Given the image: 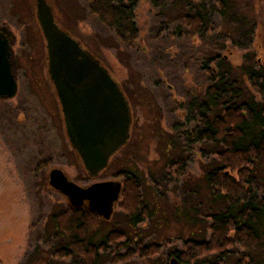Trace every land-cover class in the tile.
Returning <instances> with one entry per match:
<instances>
[{
	"label": "rangeland",
	"instance_id": "374dc122",
	"mask_svg": "<svg viewBox=\"0 0 264 264\" xmlns=\"http://www.w3.org/2000/svg\"><path fill=\"white\" fill-rule=\"evenodd\" d=\"M46 1L56 22L120 84L132 111L131 136L101 175L90 179L84 173L65 138L46 73L35 0H0V25L16 38V67L13 63L10 69L18 80L16 97L0 98V264H76L80 260L53 254L51 215L69 205L48 183L52 169L61 170L81 187L119 181L123 191L124 178L117 173L130 171L139 178L140 206L149 217L141 224L132 223L123 212L122 193L108 220L96 215L101 225L95 242L111 231L124 236L99 251L98 264L178 260L174 251L183 250L186 240L208 241L210 215L226 206L225 199L214 197L204 180V174L218 165L219 147L189 143L188 138L201 126L199 115L207 112L211 77L219 78L230 66L242 99L257 100L264 107L250 74L256 72L264 81V0H226L224 17L214 0H172L165 9L134 0L136 46L120 41L89 13L92 0ZM197 10L206 13L207 22L202 34L193 37L184 17ZM216 57L224 61H212ZM209 108V116L221 114L222 98ZM179 161H184L181 177L170 167ZM255 175L258 195L264 197V170L256 169ZM135 243L157 245L159 250L151 257L118 260ZM219 258L204 257L193 264H264V219L255 248H231Z\"/></svg>",
	"mask_w": 264,
	"mask_h": 264
},
{
	"label": "trees",
	"instance_id": "16d2710c",
	"mask_svg": "<svg viewBox=\"0 0 264 264\" xmlns=\"http://www.w3.org/2000/svg\"><path fill=\"white\" fill-rule=\"evenodd\" d=\"M146 1L154 8L165 9L172 0ZM214 2L218 5L220 15L224 17L227 1ZM202 3L199 4L200 7H203ZM135 4L134 0L127 4L118 0H92L88 11L102 25L113 30L120 41L136 46L135 39L139 41V32L134 25ZM206 22V13L201 10L184 17V24L193 37L202 34ZM221 59L216 57L212 61L220 63ZM204 71L211 73L206 68ZM230 73L228 66L219 78L216 75L211 77L214 82L207 88L206 99L210 100V103L207 101L205 104L207 112L199 115L201 126L191 131L188 137L189 143H209L219 147L216 153L218 165L204 174V180L214 197L225 199L226 206L210 215L208 241L186 240L183 250L174 251V256L181 264L197 263L201 258L213 255L222 259L231 248H255L260 239V226L264 219V197L258 195L259 180L255 171L264 170V107L257 100H243L240 90L235 87L237 82ZM250 74L256 82L257 93L264 102L263 78L256 72ZM171 92L173 91L170 90ZM220 97L223 106L221 114L213 112L212 116H209V106H216ZM176 107L179 108L178 104ZM185 144L188 146V141H185ZM42 165L46 166V163ZM183 165L184 161H179L172 163L170 167L181 177ZM116 175L124 178L121 191L123 212L135 225L143 223L146 214L142 212L144 208L139 202L138 176L130 171H120ZM51 220V239L55 247L53 254L61 258H79L76 264H98L99 251H104L110 244L124 238L120 232L111 231L102 240L95 242L101 221L86 208L69 206L64 211L52 214ZM158 250L157 245L135 243L124 255H119L118 260H128L133 256L151 257Z\"/></svg>",
	"mask_w": 264,
	"mask_h": 264
},
{
	"label": "water",
	"instance_id": "95a60500",
	"mask_svg": "<svg viewBox=\"0 0 264 264\" xmlns=\"http://www.w3.org/2000/svg\"><path fill=\"white\" fill-rule=\"evenodd\" d=\"M34 14L65 138L84 173L95 179L130 139L133 121L130 104L101 61L56 22L46 0H35ZM9 53L5 42H0V98L6 100L16 97L18 91L7 59ZM48 178L52 189L71 208H86L104 220L111 217L122 191L119 181L81 187L59 169H52ZM168 264L181 263L170 258Z\"/></svg>",
	"mask_w": 264,
	"mask_h": 264
},
{
	"label": "flooded vegetation",
	"instance_id": "af4514ba",
	"mask_svg": "<svg viewBox=\"0 0 264 264\" xmlns=\"http://www.w3.org/2000/svg\"><path fill=\"white\" fill-rule=\"evenodd\" d=\"M33 3H34V1H33ZM0 42H5L6 47L9 49L10 53H9L7 59L10 62V64L13 65V63H15V59H14L13 55H14L15 46L17 45L16 44V38H15L14 35H12V33L7 28H5L4 26H1V25H0ZM19 49L20 48L18 47V50ZM15 67H16V63H15ZM11 74H12L13 77H15L13 75V73H11ZM15 79H16L17 84H18L17 77ZM116 242H118V241H116ZM119 245H121V244H119ZM27 260H28V258L26 259V261Z\"/></svg>",
	"mask_w": 264,
	"mask_h": 264
}]
</instances>
